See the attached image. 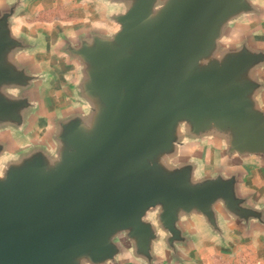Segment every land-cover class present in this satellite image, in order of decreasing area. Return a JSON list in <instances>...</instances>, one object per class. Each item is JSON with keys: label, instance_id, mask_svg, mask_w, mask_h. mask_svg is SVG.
I'll return each instance as SVG.
<instances>
[{"label": "water", "instance_id": "water-1", "mask_svg": "<svg viewBox=\"0 0 264 264\" xmlns=\"http://www.w3.org/2000/svg\"><path fill=\"white\" fill-rule=\"evenodd\" d=\"M161 2L132 0L111 18L90 0L121 29L110 40L93 26L62 37L79 107L52 113L40 138L48 76L31 58L38 45L13 31L22 1L0 6V264H183L192 219L220 242L229 226L264 235V205L240 191V173L199 172L190 154L210 141L264 168V46L232 38L263 11L256 0ZM6 85L21 86L17 99Z\"/></svg>", "mask_w": 264, "mask_h": 264}, {"label": "crops", "instance_id": "crops-1", "mask_svg": "<svg viewBox=\"0 0 264 264\" xmlns=\"http://www.w3.org/2000/svg\"><path fill=\"white\" fill-rule=\"evenodd\" d=\"M14 0H0V6ZM21 6L12 18V28L21 34L37 48L31 53L34 66L39 67L48 76L47 86L43 94V113L37 121H45L54 112L61 113L79 107L76 103L74 84L77 80V67L67 62L66 58L56 49L64 36H74L87 26L104 29L99 26H111L103 18H88L92 13L84 14L86 6H91L90 0H21ZM263 11L260 16H249L240 19L233 25L232 38H241L249 35L257 46H264V0H256ZM88 4V5H87ZM88 15V16H87ZM264 80V72H262ZM59 87H56L57 85ZM55 88V94H47V90ZM51 91V90H50ZM264 106V91L260 96ZM44 123V122H43ZM190 154L199 163V172L208 173L212 169H221L223 172L236 171L240 173L239 189L242 193L251 195V201L257 205H264V168L254 158L226 159L214 143L203 141L190 149ZM186 230L193 236V242L187 250H182L186 259L183 264L201 262L199 259L209 251V243L213 241L203 223L199 219L185 222ZM228 237H234L239 243L256 239L261 232L254 229L247 237L239 230L227 228ZM227 237V238H228ZM119 264H138L128 257L120 260ZM158 264H174L163 258Z\"/></svg>", "mask_w": 264, "mask_h": 264}, {"label": "rangeland", "instance_id": "rangeland-1", "mask_svg": "<svg viewBox=\"0 0 264 264\" xmlns=\"http://www.w3.org/2000/svg\"><path fill=\"white\" fill-rule=\"evenodd\" d=\"M88 5V4H87ZM86 6L84 14L92 13V16L88 18H103V11L99 6ZM59 87L58 84L55 85ZM51 90V91H50ZM47 90V94L51 96L55 94V88ZM44 122V123H43ZM35 124L32 136L40 138L47 130V124L43 120ZM209 251L203 255V258L194 264H264V235H259L256 239L237 242L234 237H228L225 241L213 240L209 243Z\"/></svg>", "mask_w": 264, "mask_h": 264}, {"label": "clouds", "instance_id": "clouds-1", "mask_svg": "<svg viewBox=\"0 0 264 264\" xmlns=\"http://www.w3.org/2000/svg\"><path fill=\"white\" fill-rule=\"evenodd\" d=\"M103 5L109 17L111 18L120 17L126 15L127 12L130 10L132 6V0H127V2H125V0H103ZM162 7H163V3L161 2V0H157L155 11H159V9ZM97 26L104 28V30L107 32L106 39L109 40L112 39V37L121 29V25L116 23L113 19L111 26H107V25L104 26L97 25ZM20 87L21 86L19 85H6L3 88L7 90V94L9 97H11L12 99H17L19 96ZM88 107H89L88 105H85L86 113L88 111ZM187 129H188L187 124L181 123L178 127V133L180 135H183L185 134ZM184 143L186 144L188 143V141L185 140ZM4 179H6V173L0 170V180H4ZM160 212L161 209L157 208L156 213L153 214L151 217V223L153 227L158 228L157 235H159L160 237H164L166 235V231L161 227V224L155 218L156 214ZM79 264H91V261L85 258V259H81Z\"/></svg>", "mask_w": 264, "mask_h": 264}]
</instances>
